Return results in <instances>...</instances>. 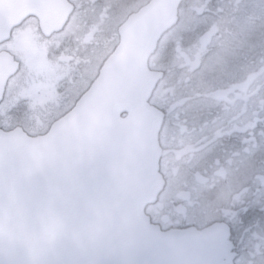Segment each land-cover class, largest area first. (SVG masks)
<instances>
[{"label":"water","instance_id":"obj_1","mask_svg":"<svg viewBox=\"0 0 264 264\" xmlns=\"http://www.w3.org/2000/svg\"><path fill=\"white\" fill-rule=\"evenodd\" d=\"M183 1L132 14L90 89L45 136L0 131V264H233L226 225L161 233L145 215L164 187V116L149 104L163 75L148 64ZM73 13L66 0H0V44L31 17L50 38ZM17 70L0 55V104Z\"/></svg>","mask_w":264,"mask_h":264},{"label":"flooded vegetation","instance_id":"obj_2","mask_svg":"<svg viewBox=\"0 0 264 264\" xmlns=\"http://www.w3.org/2000/svg\"><path fill=\"white\" fill-rule=\"evenodd\" d=\"M66 1L75 6L74 14H77L79 7L77 3L93 2ZM215 1L218 2L217 9L224 8L213 13L219 20L217 27L203 33L199 46L188 44L179 67L168 69L174 62L168 58L170 55L175 58L171 49L168 52L170 54H160L159 61L154 58V61L151 60L153 63L150 61L149 64L152 72L163 75L150 105L160 110L164 116L159 136V173L164 187L157 202L148 206L145 213L161 233L192 228L201 231L216 224H224L230 231L233 264H264V150L260 152L264 147V60H259V67L256 68L253 60L242 57V49L231 45L223 46L217 38L218 32L221 38L229 35V27L219 26L220 21L226 20L227 25H230L233 17H238L239 14L244 17V14H250L248 17L256 16L257 26V15L264 14V0ZM230 1L233 2L232 5ZM90 28L88 32L95 30V27ZM101 30L102 27L97 32L101 34ZM189 30L193 32L195 27L186 25L182 32L190 33ZM27 33L35 39L40 50L41 45H47L51 60L57 61L59 56L52 42L63 33L45 37L39 22L32 17L14 29L9 38L0 44V55L9 59L13 66H18L17 72L7 83L0 104V129L9 132L21 129L30 137H39L46 134L51 126L45 133L29 130L27 124L31 126V119L27 114L30 102L28 99L20 102L17 98L18 80L26 66L25 57L18 54L17 49L20 40ZM180 33L176 38L182 35ZM69 46L70 53L79 51L73 41ZM223 47L228 50L224 59L216 56L221 55L219 49ZM257 54L259 58H264L262 51ZM51 60L49 63L53 64ZM190 68L196 70L194 75L202 70V74L194 82L195 95L185 89L193 84L190 77H187L189 80L186 83L183 76L184 73H192ZM252 68H256L253 74ZM219 85L224 89L219 91ZM83 95L84 93L80 98ZM251 98L257 115L253 121L243 117L240 125L229 128L236 131L231 138L230 134L224 135L227 130L224 126L215 129L216 111L218 116H229L240 109L244 115V109L247 107L248 111L250 107ZM79 99L75 100L72 108ZM190 105L197 108L194 114L188 109ZM252 133H256V140H252ZM198 142L202 144L201 147ZM209 196L212 197L211 200L207 199ZM207 204L214 207L209 208Z\"/></svg>","mask_w":264,"mask_h":264},{"label":"rangeland","instance_id":"obj_3","mask_svg":"<svg viewBox=\"0 0 264 264\" xmlns=\"http://www.w3.org/2000/svg\"><path fill=\"white\" fill-rule=\"evenodd\" d=\"M149 1L150 0H93V5L90 3L89 8L95 11V14H85L83 18L89 19L95 17V21L87 23L88 26L95 27V30L92 29L91 32L86 31V36L76 45L79 51L70 53V42L81 37L76 33L74 34V30L77 29V22L80 20L79 17L82 15L77 14L75 16L76 18L68 27V30L55 38L52 42L53 46L55 45L58 51L59 56L57 61L55 59L51 60L47 45H41L40 50L36 45L35 39L28 33L20 40L21 43L18 46L17 52L25 57L26 66L18 80L19 89L17 91V98L20 102L26 99L29 100L26 101L30 102L27 114L31 119V126L27 124L29 130L35 133L39 131L46 132L54 121L72 108V104L75 100L77 101L80 98L96 78L105 59L113 50L116 40L114 39L105 49L104 45H106V41L109 38L106 36H102L100 40L94 38L95 41L92 45L94 49H92L91 52L86 50L88 51L86 54L82 46L92 40V37H94L92 34L103 26L102 30L107 29L115 36V32L119 29L123 21L127 19V16L132 14V12L135 13V10L138 11L141 9V6H145ZM110 3H114L115 10L113 14H109L108 16L109 22L103 24L104 16H102V14H106L105 11L108 10V7H112V5L108 6ZM216 3L215 0H186L184 9L180 12V17L183 18L181 23L172 33H169L163 39L160 45L161 49L159 48L160 52L158 56L154 58L159 61L161 57L160 54L166 56V53L171 49L172 52L174 51L175 53V58L172 55L168 58L169 61L174 60V62L171 63V67H168V69L173 70L175 67H179L182 64L180 59L186 52L188 44H197V46H199V39L204 36L203 33L209 32L213 27H217L219 20L213 13L215 14L218 10L224 8L217 9ZM80 4L84 6L85 2L83 1ZM229 11H231V9H229ZM244 15L246 17L242 16V14H239L238 17H233L234 20L230 25H227L226 20L220 21V24H218L219 26L224 25L229 27L227 30L229 35L221 38L218 32L217 38L220 43H223V46L231 45L235 46L236 49H242L243 53L241 54H243L242 57L244 59L253 60L257 53L264 50V35H261L262 33L264 34V17H262L264 14L257 15L259 16V23L257 26L255 24L256 16L253 15L248 17L250 14ZM186 25L190 27L194 26L195 30L193 32L189 30L191 31L190 33L182 32L184 28L186 29ZM179 33L182 35L176 38ZM226 48L227 47L219 49L221 55L216 56H221L222 59L226 58L224 57L228 51ZM207 49L209 52L210 47ZM65 56L68 57L66 58ZM154 58L152 61H154ZM235 58L240 60L239 56ZM177 59L180 61H177ZM49 60H51L53 64L49 63ZM152 61L151 63H153ZM239 68L242 67L239 66ZM190 69L192 73L188 71L190 75L189 73H184L183 76H185L184 79L186 83H188L189 80L187 77H190L193 80V84L188 85L185 89L190 91L189 93L191 94L194 92L193 95H195L194 82L202 74V70L198 71L197 75H194L193 73L196 70L194 68ZM242 69L245 68L243 67ZM223 84L227 86L226 83ZM223 89V86L219 85V91ZM215 96H217L216 93ZM250 103L251 104L247 103L250 107L248 111L247 107L244 109V115L241 113L240 109H236L235 112L229 114V116L226 114H220L218 116L215 110L216 120L214 121L217 122L215 129L224 126L227 129L224 135L230 134L229 138H231L232 134H236V131L229 128L240 125L243 117L250 121H253L257 117L253 110V98L250 99ZM193 106L190 105L188 108L191 114H194L197 110V108ZM238 116H240V119ZM222 138L225 139L224 136H222ZM252 140H256V133H252ZM198 144L200 147L202 146L200 142H198ZM263 150L264 147L262 146L260 152ZM207 199L211 200L212 197L209 196ZM208 206L209 208L214 207L212 205Z\"/></svg>","mask_w":264,"mask_h":264},{"label":"trees","instance_id":"obj_4","mask_svg":"<svg viewBox=\"0 0 264 264\" xmlns=\"http://www.w3.org/2000/svg\"><path fill=\"white\" fill-rule=\"evenodd\" d=\"M231 2V5H232V1ZM88 3V2H87ZM85 3L84 6H81V4H78L79 7L77 9V14H82L81 17H79V21L77 22V25H76V28L74 31V33H76L77 35H80L81 37H79L78 39L74 40L73 43L75 44V46L81 41V39L86 36V31H89L91 28L90 26H88L87 23H91L93 22V18H89V19H84V15L85 14H95V11H92L90 8H89V4ZM253 3V2H252ZM93 5V3H91ZM218 4V2L216 3ZM221 5V3H219ZM112 5V7H108V10L105 11L106 14H102V16H104V19H103V24H105L106 22H109V14H113L114 10H115V5L114 3H110L108 4V6ZM185 6V5H184ZM184 6H182V8L184 9ZM75 14V16L77 15ZM95 18V17H94ZM99 32H95L94 36L95 35H98ZM106 36L108 37L109 39L106 41V45H104V48L106 49L108 47V45L111 44V42L115 39L116 42H115V46L118 42V34H117V31L115 32V36L112 32L108 31L107 29H105L102 33H101V36ZM261 35H264L263 33ZM95 39H92L91 41H88V43L84 44L82 46V48L84 47V53H88V51L86 50H89L91 52L93 48V43H94ZM114 46V47H115ZM114 49V48H113ZM262 54L264 55V50L262 51ZM259 60H264V58H259L258 54L255 55V58L253 59V61L256 63V68L259 67ZM256 68H252V74L255 73L253 72L254 69ZM258 73V72H257Z\"/></svg>","mask_w":264,"mask_h":264},{"label":"clouds","instance_id":"obj_5","mask_svg":"<svg viewBox=\"0 0 264 264\" xmlns=\"http://www.w3.org/2000/svg\"><path fill=\"white\" fill-rule=\"evenodd\" d=\"M53 237L51 235H48L46 239L51 240Z\"/></svg>","mask_w":264,"mask_h":264}]
</instances>
